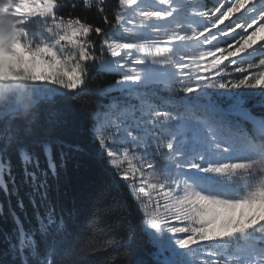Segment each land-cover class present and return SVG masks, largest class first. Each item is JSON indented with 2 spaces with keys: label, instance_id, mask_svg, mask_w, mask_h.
<instances>
[{
  "label": "snow or ice",
  "instance_id": "snow-or-ice-1",
  "mask_svg": "<svg viewBox=\"0 0 264 264\" xmlns=\"http://www.w3.org/2000/svg\"><path fill=\"white\" fill-rule=\"evenodd\" d=\"M261 33L264 0H0V192L15 224L0 264H79L48 185L47 126L77 119L74 101L142 213L154 264H264V112L247 106L264 108ZM98 74L119 79L93 89ZM94 95L111 102L91 112ZM21 184L32 228L11 207L25 211Z\"/></svg>",
  "mask_w": 264,
  "mask_h": 264
},
{
  "label": "trees",
  "instance_id": "trees-1",
  "mask_svg": "<svg viewBox=\"0 0 264 264\" xmlns=\"http://www.w3.org/2000/svg\"><path fill=\"white\" fill-rule=\"evenodd\" d=\"M81 16L94 24L100 20L99 16L94 14V10L83 12ZM117 79L119 77L115 75L98 74L94 77L91 87L103 90L115 85ZM164 95L179 97L184 93L176 89L165 92ZM109 96L94 95L85 99L83 103L87 104L89 111L94 112L98 105L111 102ZM253 103L256 104L252 108L254 113L260 115L264 112V108L256 101L249 100L247 106L251 108ZM73 104L74 112L81 115L65 125L54 127L48 125L47 135L58 166L55 176L51 173L48 175L49 200L55 205L57 212L63 210L65 215L71 213L78 234L75 258L79 264H144L145 261L154 264L157 259L154 253L158 250L150 242V236L142 226V213L135 210L130 189L123 180L113 176L110 166L99 156L98 141L90 131H86L92 126L86 123V117L82 115L83 105L76 101ZM100 110L103 111V108ZM233 118L243 122L240 116ZM37 154L41 167L46 170L43 152L37 149ZM13 163L17 181H22L23 170L19 161L14 158ZM30 191L27 185L21 184L19 187L25 211L16 207V197L11 198V207L24 221L25 228L36 225L34 209L27 195ZM0 203L4 205L3 214L0 215L2 253L7 247L4 234H14L15 224L8 214L9 203L3 192H0Z\"/></svg>",
  "mask_w": 264,
  "mask_h": 264
},
{
  "label": "rangeland",
  "instance_id": "rangeland-1",
  "mask_svg": "<svg viewBox=\"0 0 264 264\" xmlns=\"http://www.w3.org/2000/svg\"><path fill=\"white\" fill-rule=\"evenodd\" d=\"M225 23H227V21H226ZM260 35H261V36H264V33H261ZM257 39H258V43H259V42H264V41H260L259 37H258ZM169 235H170V234H169Z\"/></svg>",
  "mask_w": 264,
  "mask_h": 264
}]
</instances>
